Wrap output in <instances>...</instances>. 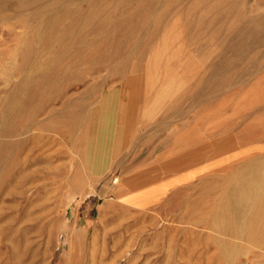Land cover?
<instances>
[{"label":"rangeland","instance_id":"1","mask_svg":"<svg viewBox=\"0 0 264 264\" xmlns=\"http://www.w3.org/2000/svg\"><path fill=\"white\" fill-rule=\"evenodd\" d=\"M147 2L109 4L114 17L92 21L90 46L135 16L138 50L126 64L93 56L86 74L48 93V114L32 117L25 135L16 88L31 82L28 98L54 62L37 55L45 29L0 28V155L20 162L0 184V264H264V242L213 227L216 210L232 208L228 179L255 172L264 190V44L250 54L260 65L237 52L251 46L242 31L264 41V0H231L242 20L212 10L222 0H155L158 11L140 19ZM27 46L42 61L25 75L17 70ZM7 129L19 132L3 139ZM190 172L191 181L179 178Z\"/></svg>","mask_w":264,"mask_h":264},{"label":"bare ground","instance_id":"2","mask_svg":"<svg viewBox=\"0 0 264 264\" xmlns=\"http://www.w3.org/2000/svg\"><path fill=\"white\" fill-rule=\"evenodd\" d=\"M120 1L122 2L124 0H50V2L48 0H0V28L11 25L15 28L22 27L24 25H29L34 26V28L45 29V31L43 32L42 30V34L39 35L41 36L40 42L42 41L41 45H43V49L42 51H40V48L39 53L38 50L36 52L38 53L37 55L40 54V56H42L43 53H49L50 60L54 62V65L51 67L49 73L48 69L43 71L44 69L48 68V62H46L48 58L46 57L47 59L46 61H44V63L46 62V66H44V69L42 70L43 72H41H45V74L39 78V85L33 87L31 94L27 96L28 98H26V95L25 97H21V94L24 89H26L28 86H31V82L26 80L27 82L21 83L16 88L14 98L16 99V104L18 103L19 106V102L21 101V107L19 110L22 114H20V112L18 114L22 115L19 130L22 134L25 135V133H28L31 130V127L33 128L37 126L34 125L32 117L36 116V114L38 113L40 114V116L46 113L48 114V93H59L62 90L64 80L68 78L79 79L84 74H86V70L83 69L82 66L86 63H89L92 60L91 58H93V56H96L94 58H99V61L102 62L122 60L126 64L130 53L133 50H138V47L136 45L138 44L137 40L132 38V34L138 31L139 28H141V23H135V16H130L127 18L126 21H118L115 25H113L114 28L120 29L121 31L118 30L115 35L112 33L111 35H108L107 33V36L105 38L103 37L104 41L99 40L100 42H95V44L93 43L91 44V46L86 41V35L88 30L99 26L98 24L92 25V21L95 18L102 16L114 17L115 11L111 10L109 4H115ZM222 1L224 3L223 5L220 4L218 6H213L212 10L224 9V14L236 12V8L231 5V0ZM85 4H88V6H85ZM228 5L230 6L229 8ZM147 6V8L141 9L140 12L137 13L140 19L143 17L144 14V16H146L151 13H156L159 9L157 8V6H155V0H148ZM211 8L212 7L210 6V9ZM128 11L129 10H127L126 12ZM220 12V14L222 15L223 12ZM236 13L238 14V12ZM237 16L241 20L243 19V15L241 13H239ZM105 27L106 26L104 25L103 28ZM144 28H142L141 31H144ZM95 30L96 29H94V31ZM145 31L148 30L146 29ZM156 31L157 29L154 28L151 30V33H155ZM245 33L247 34V38L251 40V46L246 48H237V52L241 56L243 64H262L260 58L250 56V54L253 50L256 49L257 46L264 44V41L262 40L263 36H259V34H254L253 32L248 33L246 31H242V36H244ZM112 37L114 38V40H116V46H111L110 44V41H112L113 39ZM185 40L186 42H189L188 38ZM30 46H27V49L25 48L26 52H23V59L20 62L19 67L17 66L19 69L17 71H21L25 75L30 72L31 68L39 67V63L42 61L31 60L32 56L30 57V55L32 54V49L30 48ZM52 47H55L56 49L52 50ZM110 48H112V51H110ZM142 51L143 50L139 52V56L144 53ZM110 52H112V54ZM72 69L77 70V72L73 73ZM30 77L32 76L29 75L28 78ZM232 80H234V78L228 79V81L226 82H231ZM55 83L58 84L55 85ZM221 87L222 86H220V88ZM16 104H14V106H16ZM33 105H37L36 110L34 108L35 111L29 114ZM11 109L9 110V112L11 111ZM13 110L15 111V109ZM5 114L6 112L4 113L3 117H5ZM7 122H9V120ZM38 126L40 129L47 130L48 118L40 122ZM19 131L7 129L5 132H3V139L5 137H14ZM1 146L3 147V149H5L7 147V144L3 143L1 144ZM16 166H20L18 157H14L12 158V160L8 161L6 157L0 155V184L2 182H5L4 178L6 176L3 175H7ZM233 178L234 179L230 178L226 181V188L228 187L227 189L229 192L224 197V202L226 204H231L232 208L223 210L217 209L218 211L216 210L214 215L218 222H216V224L214 223L213 227L220 233H223L224 236L226 235L232 239H236V241L246 239L248 241H251L252 243L261 245L264 242V225L260 224L259 226H254L255 224L253 223L257 219H261V216L264 214V190L258 187L259 184L262 183L263 177L254 172L252 179L248 182L236 180L235 177ZM248 210L251 211L249 216V219L251 221L248 222L250 227L241 223L242 219L246 217V211ZM229 260L230 259H228V261Z\"/></svg>","mask_w":264,"mask_h":264},{"label":"crops","instance_id":"3","mask_svg":"<svg viewBox=\"0 0 264 264\" xmlns=\"http://www.w3.org/2000/svg\"><path fill=\"white\" fill-rule=\"evenodd\" d=\"M184 44L187 45L186 40H184ZM193 172H194V171H193ZM193 172H190V173H188L187 175H180L179 178H185V177H187V179H189V181H191V180H192L191 177L194 175ZM175 178H178V177H175ZM162 184H163V183H162ZM159 185H161V183H158L157 185H155V186H153V187H158Z\"/></svg>","mask_w":264,"mask_h":264}]
</instances>
